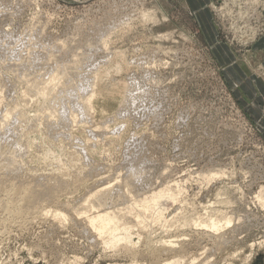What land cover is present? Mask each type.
<instances>
[{"label":"rangeland","instance_id":"1","mask_svg":"<svg viewBox=\"0 0 264 264\" xmlns=\"http://www.w3.org/2000/svg\"><path fill=\"white\" fill-rule=\"evenodd\" d=\"M200 2L195 11L191 0H0V264H163L180 251L181 264H264V0ZM66 64L81 73L67 77ZM105 70L106 92L124 96L85 120L65 95L73 86L85 96ZM57 71L49 87L63 96L64 124L30 87ZM30 181L57 185L61 197L12 215V189ZM104 186L121 188L107 199L117 210L162 188L175 195L160 201L167 223L154 210L142 224L124 218L135 255L74 216ZM56 207L68 218L56 219ZM211 216L232 223L214 233L191 221ZM160 238L180 246L156 256L148 242Z\"/></svg>","mask_w":264,"mask_h":264},{"label":"bare ground","instance_id":"2","mask_svg":"<svg viewBox=\"0 0 264 264\" xmlns=\"http://www.w3.org/2000/svg\"><path fill=\"white\" fill-rule=\"evenodd\" d=\"M243 15H245V14H243ZM241 20V19H240ZM77 64H71L70 66H68V64H66L65 66H62L61 68L64 70V74L65 75H67V77L71 74V73H74L75 71H78V73H81L79 70L80 69H78V65L76 66ZM122 67H123V65L120 63V62H116L115 63V68L117 69V70H121L122 69ZM63 70H62V72H63ZM59 73L60 74H62L61 72H59V71H57V73H55L54 75L52 74L51 75V77L50 78H48L49 79V81H47L48 83H44V82H42V87L40 88V87H37V84H36V82H33L32 84H30V87H31V89L33 90V91H35L36 92V96L38 95V96H40L41 98H42V96L43 97H46V100H47V103H46V101H45V103H46V105L44 106L45 108H46V113H45V115H46V117L47 118H49V119H51V118H58V120L60 121V122H62L63 120H67V118H69L70 116H68V115H66L67 114V111L66 110H58V112H57V108L59 107V104H60V106H61V104H63L64 102L62 101V98H63V96H57V98L59 97L61 100H59V101H61V102H63V103H59L58 104V102H56L55 100L57 99V98H53V97H51V95L53 94L52 93V91H55V90H53L52 88V91H50V87L49 86H51V84L54 82L55 83V80H57V78H58V76H59ZM109 73V71L108 70H105V71H100V73L98 72V73H95L94 75H91V77L90 78H88L89 79V81L90 80H92V84H91V82H90V84H91V86H92V89L89 91V93H87L85 96H82V95H79V96H75L74 95V87L73 86H69V85H67L66 83V85L67 86H69V88L71 89V91L69 92V90H68V93H66V95H65V99L67 98V96H69V95H73L74 96V99L76 100V102L78 101L79 103H77L76 105L79 107V109L81 110V113L83 114V116H84V118H85V120H86V118H88L87 116H90L89 114L87 115V113L89 112V111H91V110H94V111H96V113H106L107 112V110H108V108L109 107H111V106H113L114 105V103L115 102H117V101H119V100H122V98H123V96H124V94H123V90L121 89V88H115L114 90H112V91H109V92H106V90H107V88L104 86V85H102V81H103V79H104V76L106 75V74H108ZM60 78V77H59ZM86 78V77H85ZM60 81V80H59ZM58 82V81H57ZM69 82V81H68ZM44 84V85H43ZM59 84V83H58ZM70 84V83H69ZM89 84V85H90ZM57 86V85H56ZM66 86V88H68ZM85 85H82V87H81V85H80V88L81 89H83V87H84ZM87 86V85H86ZM65 88V87H64ZM85 89H86V87H85ZM66 90V89H65ZM64 90V93L66 92ZM25 92H26V90H24ZM28 91V90H27ZM23 92V91H22ZM29 92V91H28ZM27 92V93H28ZM56 92H58V91H56ZM63 93V92H62ZM22 94V93H21ZM32 94V93H31ZM60 95V94H59ZM23 96V95H22ZM54 96H55V93H54ZM23 98V97H22ZM30 98H31V96H30ZM32 98H34L35 99V97L34 96H32ZM49 98H51V100H48ZM35 100H38V99H35ZM34 100V101H35ZM67 100V99H66ZM28 101V99L27 100H25L24 102H27ZM43 101V100H42ZM65 101V100H64ZM21 102H22V100H21ZM75 102V103H76ZM23 103V102H22ZM74 103V104H75ZM57 104H58V107H57ZM18 105V104H17ZM23 105V104H22ZM26 105V104H25ZM65 105V104H64ZM66 106V105H65ZM43 107V108H44ZM77 107V108H78ZM42 108V109H43ZM66 108V107H65ZM62 109V108H61ZM64 109V108H63ZM9 110V109H8ZM5 111V110H4ZM16 111V110H15ZM19 111V110H18ZM18 111H17V114L20 116V115H23V114H25V113H21V114H19L18 113ZM47 111H48V113H47ZM8 112V111H7ZM5 113V114H7V115H9V112L8 113ZM12 111L10 110V113H11ZM77 112V111H76ZM78 112L80 113V111L78 110ZM93 112V111H92ZM91 112V113H92ZM12 113H14V111L12 112ZM16 113V112H15ZM90 113V114H91ZM5 114H4V117H8V116H5ZM16 114V115H17ZM81 114V115H82ZM93 114V113H92ZM91 114V115H92ZM12 115V114H11ZM26 115V114H25ZM80 115V114H79ZM85 115H87V116H85ZM10 116V115H9ZM3 117V120H5V118ZM16 117H18V116H16ZM21 117V116H20ZM38 117V116H37ZM37 117H35V118H37ZM92 117V116H91ZM19 118V117H18ZM26 119H27V117H25ZM24 117H23V119H22V117L21 118H19V120L20 119H22V120H24L25 119ZM82 118V117H81ZM49 119H48V121H49ZM2 120V119H1ZM7 120H9V118L8 119H6L5 120V122L7 121ZM54 120V119H53ZM52 120V121H53ZM76 120V119H75ZM89 120V119H88ZM14 121V120H13ZM25 121V120H24ZM32 121V120H31ZM36 121V120H35ZM52 121H50V122H52ZM68 121V120H67ZM112 121V120H111ZM2 122V121H1ZM11 122V121H10ZM23 122V121H22ZM53 122H55V121H53ZM65 122V121H64ZM70 122V121H69ZM69 122H66V123H69ZM73 122H76V121H73ZM3 123V122H2ZM16 123V122H15ZM26 123V122H25ZM30 123H32V122H30ZM57 123H59V122H57ZM86 123V122H85ZM7 124V123H6ZM21 124H24V123H21ZM62 124H64L63 122H62ZM15 125V124H14ZM56 125V124H55ZM11 126V125H10ZM48 126H49V123H48ZM68 126V125H67ZM56 127V126H55ZM96 127V126H95ZM108 127V126H107ZM10 128V127H9ZM27 128V127H26ZM50 128V127H49ZM53 128V127H52ZM52 128H50L49 130V132H51V129ZM53 130V129H52ZM60 130V129H59ZM1 131V130H0ZM10 131V130H9ZM62 131V130H61ZM112 131V130H111ZM28 132V131H27ZM48 132V131H47ZM60 132V131H59ZM52 133H53V131H52ZM63 133V132H62ZM14 134V133H13ZM47 134H49V133H47ZM54 134V133H53ZM55 134H56V132H55ZM57 135V134H56ZM67 135V134H66ZM69 135V134H68ZM50 136V135H49ZM51 136H52V134H51ZM70 136V135H69ZM76 137V136H75ZM52 138V137H51ZM76 139V138H75ZM77 139H79V138H77ZM76 139V140H77ZM26 141V140H25ZM81 141V140H80ZM20 142V141H19ZM25 143H27V142H25ZM80 143V142H79ZM78 143V144H79ZM22 144V143H21ZM17 145H18V143H17ZM25 145H27V144H25ZM18 146H20V145H18ZM22 146H24V145H22ZM28 146V145H27ZM83 147V146H82ZM81 147V149H83ZM86 147V146H85ZM23 148V147H22ZM30 148V147H29ZM1 149V148H0ZM4 150V149H3ZM85 149H83V151H84ZM82 151V150H81ZM2 152V151H1ZM24 152V151H23ZM5 153V152H4ZM86 153V152H85ZM1 154V153H0ZM3 154V153H2ZM5 155V154H4ZM3 155V156H4ZM51 155V154H50ZM52 157V156H51ZM86 157V156H85ZM47 158V157H46ZM54 158V157H53ZM55 159V158H54ZM9 162H8V164L11 166V164L13 163V165H14V163H15V160L14 159H9V157H8V159H7ZM61 160V159H60ZM22 162V161H21ZM26 164V163H25ZM4 167V166H3ZM9 167V166H8ZM16 167V166H15ZM5 168V167H4ZM10 168V167H9ZM95 168V167H94ZM96 169V168H95ZM18 171V170H17ZM135 171H134V169H133V173H134ZM15 173V172H14ZM129 173H130V171H129ZM132 173V174H133ZM129 175H131V174H129ZM135 175V174H134ZM133 178H134V176H132ZM132 177H130V176H128V180H130V178H132ZM132 178V179H133ZM135 179V178H134ZM52 180V179H51ZM108 180V179H107ZM36 181V180H35ZM104 181V180H103ZM130 181H132V180H130ZM54 182V181H53ZM57 182V184H61V182H59L58 183V181H56ZM106 182V181H105ZM19 183V182H18ZM126 183H129L128 181L126 182ZM17 184V183H16ZM48 184V183H47ZM44 184V183H40L39 181L38 182H31L30 181V183H25V184H19V185H15L16 187L15 188H13L12 190H13V193H12V190H10L9 188V190L11 191V193L14 195V191H15V193H16V198H15V200L16 201H14V199L12 200H10V201H7L6 202V208H7V210L12 214V215H20V216H26L25 214H27V213H29L28 215H30V213H31V215L34 213L33 211L34 210H36V208L38 207V203H40V205H41V203H43V202H46V201H49L48 199H50V200H55L56 199V197L58 196L57 195V192H55L57 189H55V187L57 186V185H53V183L51 182L50 184H51V186L53 187H49L50 185L48 184ZM54 184H56L55 182H54ZM124 184V183H123ZM130 184V183H129ZM128 184V185H129ZM12 185V184H11ZM13 185H14V183H13ZM112 185V184H111ZM14 187V186H13ZM121 187V186H120ZM120 187H118V189L120 188ZM129 187V186H128ZM10 188H11V186H10ZM58 188V187H57ZM60 188V187H59ZM96 188V187H95ZM98 188V187H97ZM111 186H110V189H109V187H105L104 186V190H101L100 189V191H98V189H97V192L94 190V191H92L91 192V194H90V196L89 197H87L89 194H87V196H86V198L88 199H85V197H84V201L85 200H87L86 201V204H84V205H86L85 207H83V208H81V210H80V207L82 206H80L79 207V209H77L78 208V206H77V208H75V211H76V213H75V211H74V207H72V208H70V205L68 204V205H66V203H69L68 202V200H66L65 202V205H66V207H68V208H70L71 210L73 209V213H74V216H77V213L78 214H82V215H84L86 218L85 219H87V221H88V223H89V225L91 226V228L92 229H94L95 230V232L97 231L98 232V234L100 235V237H102L103 238V244H106V246L108 245V246H110V247H112L113 249L114 248H119V246H121V245H123L122 246V248L124 249V250H126L127 252H132L133 253V251H134V249L133 248H135L136 247V245L138 244H136V242H133V239H132V226L130 225H128V221L126 222V220L124 219L125 217H128L127 216V214H132V216L134 215L135 216V220H137L138 222L137 223H139V224H142L143 222H145L146 220H147V213L148 212H150V210H154V213L153 214H156L155 216H154V218H155V220L156 221H165L166 223H167V221L169 222V220H168V218H167V216L165 215V213H164V209L163 208H161V206H160V201H161V199H162V197L163 196H165V195H167L168 194V196L170 197V198H172V199H174L175 198V195L173 194V191H172V193H168L169 191H170V189L169 188H162V189H160L159 191H154V192H152L150 195L148 194L147 195V197H145V198H142V199H138V200H136V201H134L135 203L134 204H132V206L130 205H127L126 207H124V208H119L118 210L117 209H115L113 206V208L109 205V202L107 201V199L108 198H110V196L112 195V193H113V188H112V190H111ZM92 189V188H91ZM91 189H90V191H91ZM118 189H115V190H118ZM121 189V188H120ZM119 189V190H120ZM9 190H8V192H9ZM119 190L118 191H114V193L115 192H119ZM168 191V192H167ZM94 192V193H93ZM121 192H122V190H120V192H119V194L121 195ZM90 193V192H89ZM113 193V194H114ZM261 193V192H260ZM9 194V193H8ZM116 194V193H115ZM86 195V194H85ZM84 195V196H85ZM120 195H118V197L120 196ZM122 195H123V193H122ZM10 196H11V194H10ZM58 197H61V195L60 196H58ZM57 197V198H58ZM83 197V196H82ZM12 198H14V197H12ZM81 197H79V199H80ZM125 198V197H124ZM258 198H259V200L261 201V203H263V206H264V192L263 193H261L260 195H258ZM83 199V198H82ZM81 199V200H82ZM118 199V198H117ZM57 200V199H56ZM135 200V199H134ZM58 202V201H57ZM60 202V201H59ZM83 202V201H82ZM81 202V203H82ZM50 203H51V201H50ZM54 203H55V201H54ZM84 203V202H83ZM58 204V203H57ZM76 204V203H75ZM80 204V203H79ZM43 205V204H42ZM58 205H60V203L58 204ZM63 205V203L61 204V206ZM65 205H63V206H65ZM109 205V206H108ZM49 206V205H48ZM120 207V206H119ZM40 208H41V206H40ZM40 208L38 207V209L40 210ZM57 208V207H56ZM37 209V210H38ZM58 209V208H57ZM57 209H56V212H54L53 214L55 215V217H57L56 219H60V221L61 220H65L66 218H68L67 217V215L64 213V212H61L62 210H60L59 211V209H58V211H57ZM83 209V210H82ZM84 209H85V211H84ZM42 210V209H41ZM47 210V209H46ZM70 210V211H71ZM49 212H50V210H48ZM47 211V212H48ZM33 212V213H32ZM38 212V211H37ZM46 212V213H47ZM52 214V215H53ZM76 214V215H75ZM80 215H78V217H79ZM130 216V215H129ZM32 217V216H31ZM225 217V216H224ZM226 218V217H225ZM27 219V218H26ZM58 219V220H59ZM123 219L125 220V221H123ZM127 220H128V218H127ZM174 220H176V219H174ZM172 221V220H171ZM184 221V220H183ZM190 221V220H189ZM188 221V222H189ZM191 221L192 222H194L193 224L195 225V226H200V227H202V228H204V229H208V231L210 230V231H212V232H214V233H221V231L226 227V226H229L231 223H232V220H231V218H226V221L225 222H222V219L221 220H219V219H217V218H214V217H210V218H196V219H191ZM190 221V223L192 224V222ZM136 222V221H135ZM186 222V221H185ZM185 222H184V224H185ZM136 223V224H137ZM174 223V222H173ZM188 224V223H187ZM88 225V226H89ZM165 228V227H164ZM85 229V228H84ZM145 229V228H144ZM86 230V229H85ZM153 230V229H152ZM171 230V229H170ZM225 230V229H224ZM134 233V232H133ZM157 233V232H156ZM168 235V234H167ZM99 238V237H98ZM102 240V239H101ZM221 240V239H220ZM122 243V244H121ZM148 243H151L152 244V246H154L153 248H157L156 250H158L159 251V254H157L156 256H158V255H161L160 254V251H161V253L164 251V250H168V251H173L174 249H176V248H178V246H180L178 243H176V242H174L173 240H167V239H164V238H160V239H158V240H156V241H151V240H149V242ZM182 243V242H181ZM182 245V244H181ZM149 248V247H148ZM181 248V247H180ZM136 250V249H135ZM180 251V250H179ZM177 252V251H176ZM180 253H182V251H180ZM179 253V254H180ZM134 254V253H133ZM152 254V253H151ZM179 254H177L176 255V257L175 258H173L172 260H165L164 261V263L163 264H181L184 260H185V262L187 261L186 260V258L185 259H183L184 257L183 256H179ZM132 255V254H131ZM135 255V254H134ZM133 256V255H132ZM208 257V256H207ZM134 258V257H133ZM157 258V257H156ZM135 259V258H134ZM165 259V258H164ZM198 258H193V260L192 259H190V260H192L193 262L195 261V260H197ZM158 260V263H159V259H157ZM189 260V259H188ZM189 260V261H190ZM199 260V259H198ZM161 261V260H160ZM192 261H190V262H192ZM212 261V260H211ZM162 262V261H161ZM160 262V263H161ZM185 262H183V263H185ZM210 262V261H209ZM155 263H157V262H155ZM157 263V264H158ZM159 263V264H160ZM187 263V262H186ZM205 263V262H204ZM131 264H139V262H138V260L137 259H135V261L134 262H132ZM188 264H190V263H188ZM202 264H203V262H202ZM206 264H207V262H206Z\"/></svg>","mask_w":264,"mask_h":264},{"label":"crops","instance_id":"3","mask_svg":"<svg viewBox=\"0 0 264 264\" xmlns=\"http://www.w3.org/2000/svg\"><path fill=\"white\" fill-rule=\"evenodd\" d=\"M191 1L193 3V7L192 8L195 11H199L200 9H202L200 0L199 1L198 0H191ZM188 2H190V0H188ZM189 5H190V3H189ZM258 48H264V47H258Z\"/></svg>","mask_w":264,"mask_h":264}]
</instances>
